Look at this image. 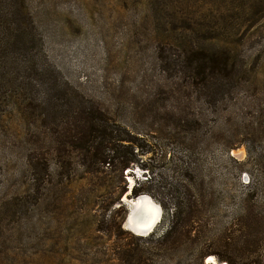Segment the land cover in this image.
Segmentation results:
<instances>
[{"label":"rangeland","instance_id":"374dc122","mask_svg":"<svg viewBox=\"0 0 264 264\" xmlns=\"http://www.w3.org/2000/svg\"><path fill=\"white\" fill-rule=\"evenodd\" d=\"M26 6L31 56L0 64V264H120L118 248L138 236L125 224L132 186L153 176L144 186L160 190L175 164L194 160L209 184L199 224L159 251L153 243L168 226L159 220L143 235L150 264H229L207 253L224 246L235 264H264V0ZM200 47L229 52L233 66L185 98ZM95 105L143 135L135 150L146 152L137 157L146 167L132 165L122 178L83 167L78 143L59 134L68 123L75 129L80 107ZM183 105L206 117L194 157L173 136Z\"/></svg>","mask_w":264,"mask_h":264},{"label":"trees","instance_id":"16d2710c","mask_svg":"<svg viewBox=\"0 0 264 264\" xmlns=\"http://www.w3.org/2000/svg\"><path fill=\"white\" fill-rule=\"evenodd\" d=\"M26 1L0 0V64L6 63L4 61L8 59L14 62L13 56H18L23 51L30 55L29 48L35 44L34 39L33 42L31 41L30 30L27 28L28 24L32 26L33 21L27 12ZM194 50L195 58L190 60V72L187 74L190 80L188 84L192 89L190 92L183 90V93L186 92L184 93L185 98L190 97V93L201 96L207 88V78L210 83L212 76L219 74L227 77L230 73L229 66H233L228 61L229 52L214 53L212 51L208 53L209 51L201 47ZM178 108L179 110L175 113L176 128H174L173 136H175V142L179 147L188 156L194 157L197 139L207 134L203 128L206 124V117L195 111L186 110L184 105L178 106ZM187 123L189 128H187ZM59 135L64 136L63 142L78 143L84 156L82 165L90 171L99 173L107 170L117 171L122 178L123 170L132 165L146 167L142 158H137L138 155L146 152L142 149L139 152L135 150L137 147L135 145H138L137 142L143 139V135H137L139 137L137 138L130 131L121 128L117 120L108 116L98 105L80 107L75 129L68 123ZM228 148L230 147L227 146ZM61 150L63 148L60 146L56 148L57 152ZM178 163L174 165L176 176L172 180L166 182L164 178L158 177L157 180L162 184L164 181L166 182L165 185H160L163 186L160 190L159 186L155 188L144 186V183H151L155 180L153 176H147L143 181H138L130 190L131 197H137L140 194H148L152 197L162 210L160 220L164 218L168 220L167 228L158 236L156 244L153 243L156 245L154 248L159 251L165 250L161 247L164 246L166 240H169V244H173V238L177 231L199 224V214L201 215V210L206 206L205 198L209 195V184L202 176V168L199 166L201 164H198L196 160ZM119 224H117L118 229ZM114 234L116 239H122L119 233ZM136 239L135 243L126 242L118 248L116 259L120 260V264H150L149 256L153 251V245L143 243L144 236L138 235ZM207 253H213L218 259L235 264L233 254L226 246L220 252L210 251ZM241 263L251 264V260Z\"/></svg>","mask_w":264,"mask_h":264},{"label":"bare ground","instance_id":"6f19581e","mask_svg":"<svg viewBox=\"0 0 264 264\" xmlns=\"http://www.w3.org/2000/svg\"><path fill=\"white\" fill-rule=\"evenodd\" d=\"M129 202L130 204L132 202V210H129L125 221L129 230H149L152 225L155 226L159 222L161 208L149 196L146 194H140L135 197L134 200H130Z\"/></svg>","mask_w":264,"mask_h":264},{"label":"water","instance_id":"95a60500","mask_svg":"<svg viewBox=\"0 0 264 264\" xmlns=\"http://www.w3.org/2000/svg\"><path fill=\"white\" fill-rule=\"evenodd\" d=\"M154 225H152V227L149 229V230H142V231H134V230H131L133 233L137 234V235H145L147 233H149L152 229H153Z\"/></svg>","mask_w":264,"mask_h":264}]
</instances>
